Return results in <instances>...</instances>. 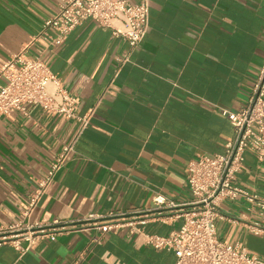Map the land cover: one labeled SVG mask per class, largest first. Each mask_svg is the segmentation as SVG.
Here are the masks:
<instances>
[{
  "label": "crops",
  "instance_id": "0c3cea01",
  "mask_svg": "<svg viewBox=\"0 0 264 264\" xmlns=\"http://www.w3.org/2000/svg\"><path fill=\"white\" fill-rule=\"evenodd\" d=\"M61 0H0V63L24 52L41 56L79 99L95 108L86 133L57 172L30 219L75 221L110 212L146 216V229L169 235L184 224L193 195L188 166L202 153H221L234 136L220 109L244 107L264 64V0H151L149 33L130 52L111 27L87 20L65 41L35 39ZM54 35V30H49ZM0 83L5 79L0 77ZM0 116V223L23 217L39 179L45 177L78 122L30 106ZM264 167V165L262 166ZM237 184L264 195V169L248 152ZM175 204L156 208L154 196ZM248 201L226 199L218 235L264 256V235L250 233ZM95 231L39 241L27 253L0 246V264H176V255L145 242L128 228L101 243Z\"/></svg>",
  "mask_w": 264,
  "mask_h": 264
},
{
  "label": "built area",
  "instance_id": "2783aa9c",
  "mask_svg": "<svg viewBox=\"0 0 264 264\" xmlns=\"http://www.w3.org/2000/svg\"><path fill=\"white\" fill-rule=\"evenodd\" d=\"M87 20L111 27L116 36L125 38L130 47V52L121 60L125 63L130 61L131 52L143 44L149 33L151 0H61L56 13L44 21L35 39L44 38L49 47L60 45ZM51 29L55 31L54 35L49 33ZM0 77L5 79V83H0V116L15 111L28 114L33 105L49 114L78 122L73 138L64 144L47 175L38 180L23 217L9 224L0 223V246L11 245L23 255L39 241L56 240L65 233L95 231L93 241L101 243L112 230L128 228L130 233L141 232L147 245L173 252L177 257L176 264H264V256L249 250L241 242L232 244L222 240L217 229L222 202L243 197L249 203V214L257 216L247 224L248 230L255 235H264V195L237 184L238 173L243 170L248 152L264 169V64L247 104L238 111L220 109L235 128L224 151L202 153L190 160L188 187L193 199L183 212V226L169 235L147 231V215L127 217L110 212L108 221H102L103 216L96 213L75 221H31L33 211L57 172L66 166L75 152L76 143L88 130L99 103L81 114L78 97L41 56L29 57L24 52L13 56L0 63ZM154 202L156 208L175 206L161 193L154 196ZM86 255L84 251L79 260L85 259Z\"/></svg>",
  "mask_w": 264,
  "mask_h": 264
}]
</instances>
